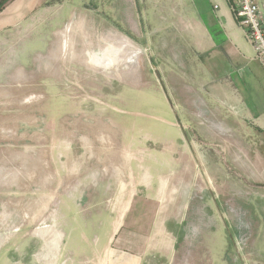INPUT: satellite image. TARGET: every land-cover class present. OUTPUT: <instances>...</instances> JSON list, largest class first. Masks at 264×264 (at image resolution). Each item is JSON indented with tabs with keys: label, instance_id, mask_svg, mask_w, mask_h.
<instances>
[{
	"label": "rangeland",
	"instance_id": "374dc122",
	"mask_svg": "<svg viewBox=\"0 0 264 264\" xmlns=\"http://www.w3.org/2000/svg\"><path fill=\"white\" fill-rule=\"evenodd\" d=\"M17 4L0 13L7 249L32 239L39 257L48 242L59 264L258 262L264 166L253 160L264 147L195 89L173 16L145 0L6 7Z\"/></svg>",
	"mask_w": 264,
	"mask_h": 264
},
{
	"label": "crops",
	"instance_id": "0c3cea01",
	"mask_svg": "<svg viewBox=\"0 0 264 264\" xmlns=\"http://www.w3.org/2000/svg\"><path fill=\"white\" fill-rule=\"evenodd\" d=\"M145 1L158 3L157 9L163 17L173 16L171 22L174 21L172 33L176 36L175 40L179 41L181 37L193 50L195 89L206 92L213 101L218 99L224 113L236 122L242 134L252 137L253 142L264 147V65L255 58L245 30L232 10V0ZM259 2L264 15V0ZM19 8L18 4L8 5L4 10L16 14ZM186 44H181V47L176 44L180 53L176 52L175 64L182 68ZM204 113H208V109L199 106L196 112L199 122H204ZM253 161L261 164L262 168L264 153L255 155ZM14 236L8 241H0V264H59V255L49 250L48 242L45 253L39 257L36 243L33 250L32 239L28 242L19 239L14 248L7 249ZM260 237L264 239V235ZM259 248L264 252V245ZM63 257L60 255V258ZM47 259L51 261H44ZM257 261L255 264H264V255ZM61 264L67 262L62 260Z\"/></svg>",
	"mask_w": 264,
	"mask_h": 264
},
{
	"label": "built area",
	"instance_id": "2783aa9c",
	"mask_svg": "<svg viewBox=\"0 0 264 264\" xmlns=\"http://www.w3.org/2000/svg\"><path fill=\"white\" fill-rule=\"evenodd\" d=\"M232 10L245 26L256 59L264 65V15L259 0H234Z\"/></svg>",
	"mask_w": 264,
	"mask_h": 264
},
{
	"label": "trees",
	"instance_id": "16d2710c",
	"mask_svg": "<svg viewBox=\"0 0 264 264\" xmlns=\"http://www.w3.org/2000/svg\"><path fill=\"white\" fill-rule=\"evenodd\" d=\"M11 0H0V13L5 9L6 5L10 2Z\"/></svg>",
	"mask_w": 264,
	"mask_h": 264
}]
</instances>
